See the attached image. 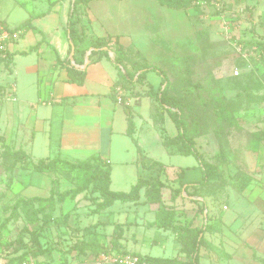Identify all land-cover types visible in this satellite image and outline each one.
Returning <instances> with one entry per match:
<instances>
[{"label": "rangeland", "instance_id": "obj_1", "mask_svg": "<svg viewBox=\"0 0 264 264\" xmlns=\"http://www.w3.org/2000/svg\"><path fill=\"white\" fill-rule=\"evenodd\" d=\"M126 3L130 10V5L137 6L133 18L138 40L125 46V53L134 62L164 70L167 92L180 99L197 150L215 168L211 180L190 195L181 192L173 197L178 184L167 179L158 201L147 200L142 189L137 202L116 201L108 209L110 213L102 215L91 212L92 204L83 194L71 200L56 199L52 216L60 219L71 211L80 229L75 231L74 224L66 228L44 226L42 215L49 206L40 209L42 202H19L16 181L24 184L27 178L20 176L17 163L0 143V224L8 219L0 230V263L28 260L34 264H60L64 258L67 264H92L96 251L89 249L76 255L69 248L80 239L94 240L88 229L103 222L104 227L99 225L97 230L107 233L113 229V235L117 228L123 230L116 248L136 249L140 254L125 250L141 259L150 254L164 256L172 264H189L186 244L191 242L192 234L176 232L171 226L190 229L203 225L205 241L199 248V264H264V0H207L204 4L183 0L177 8L157 0ZM10 16L14 21L15 15ZM2 77L8 79L10 75L4 72ZM146 77L151 82L160 80L154 71H148ZM142 92L146 91L132 87L133 97L125 109L131 113L142 151L169 166L170 175L183 167L201 170L192 155L167 154L149 117L151 98ZM0 129L4 131L2 121ZM173 130L169 126V131ZM15 148L31 151L25 145ZM34 151L30 159L36 162L41 152L39 148ZM21 166L30 169L28 164ZM63 169L58 167L52 173L64 174ZM41 187L32 194L48 197L49 191ZM66 187L64 181L61 190ZM155 218L170 228L153 225ZM31 231L38 234L39 246L47 250L36 259L32 252L37 246L31 243ZM110 236L106 234L103 244L110 245ZM6 243L12 245L5 249ZM20 244L29 252L23 255L21 249L14 258L5 259Z\"/></svg>", "mask_w": 264, "mask_h": 264}, {"label": "crops", "instance_id": "obj_2", "mask_svg": "<svg viewBox=\"0 0 264 264\" xmlns=\"http://www.w3.org/2000/svg\"><path fill=\"white\" fill-rule=\"evenodd\" d=\"M123 4L126 6H121ZM134 7L137 8L130 5V10L126 0H88L85 5H80L76 24L80 40L74 50L66 33L69 0H0V23L7 27L11 24L14 29L29 20L28 25L18 27L19 37L5 42V50L0 52V75L4 72L10 75L8 79H0V118L3 115L0 121L4 122V131L0 129V136L4 138V144L12 146L13 150L22 151V148L15 147L29 146L31 151H24L29 158L36 148L41 152L39 159L45 160L59 157L69 162H78L98 156L109 165V188L113 191H128L139 177H158L164 183L167 179L176 178L181 168L170 175L169 166L150 158L140 148L146 164L157 161L162 165L159 170H143L138 162L136 147L126 133L127 115L131 113L125 109L133 97L132 87L143 88L146 92L141 94L149 96L148 90H156L160 83V80L149 81L147 72L139 85L135 81L127 82L110 60L113 41L117 40L124 48L138 40L133 18ZM126 9H129V13ZM12 13L15 15L14 21H11ZM101 37L110 38L107 55L97 54L89 59L93 50L92 41ZM64 60L85 70L81 84L69 81L67 68L61 64ZM126 67L132 70L129 63H126ZM149 117L151 119L150 114ZM151 123L161 144V134L152 119ZM163 126L167 136L176 134L175 125L166 115ZM169 126L173 127L172 132ZM133 135L135 137V123ZM21 165L18 162L15 167H18L20 176L26 177L27 181L22 184L21 180H17L16 184L23 197H44L32 193L40 191V186L50 191L51 179L54 177L59 179L60 192L74 186L61 173L35 172ZM183 169V181H197L201 178L199 167ZM64 181L68 187L61 190ZM66 199L71 200L69 196ZM111 206L99 215L110 213L108 209ZM140 220L143 221V218ZM110 226L113 227V224ZM112 232L113 229L107 233L104 230L107 235ZM127 250L139 253L136 249Z\"/></svg>", "mask_w": 264, "mask_h": 264}, {"label": "trees", "instance_id": "obj_3", "mask_svg": "<svg viewBox=\"0 0 264 264\" xmlns=\"http://www.w3.org/2000/svg\"><path fill=\"white\" fill-rule=\"evenodd\" d=\"M70 8L66 21V33L70 40L71 48L75 50L77 47V42L80 40V33L76 28V24L78 22V7L80 5H85L88 0H69ZM160 4L171 6V7H179L183 0H157ZM29 24V20L25 21L18 27H22ZM18 27H15L14 30H17ZM109 37H101L96 38L92 41L91 45L93 50L89 54V59H91L94 55H107V51L110 49L108 42ZM115 40L113 42V55L110 57L112 63L118 68L119 75L122 79L127 82H141L145 76V73L148 71L156 72L160 77V83L156 90L150 88L148 90V95L151 97L150 103V116L153 120L154 126L156 130L161 134L162 140L161 144L163 147L172 154L179 155H192L194 156L201 168V178L197 181H183L184 179V169L181 168L177 174L174 181L178 184L177 189H174L172 192V196L176 197L178 193H185L186 195H190L194 193L197 189H202L207 186L209 181L211 180L212 174L214 172V166L202 159L200 152L197 150L195 146L194 137L189 133L187 129L186 121L183 117V106L180 99L176 98L168 94V76L158 66L155 65H145L134 62L129 59L128 55L125 53L124 48ZM8 57V55H5ZM5 57V58H6ZM126 63L131 65L132 70L127 69ZM61 64L65 65L67 68V72L69 75V81L76 84H81L85 77V70L78 69L74 67L69 60H64ZM168 116L169 119L173 122L176 127V134L173 136H167L165 134V129L163 126L164 117ZM127 135L131 138V141L134 143L136 147V151L138 153V162L143 170H150L162 167L161 163L157 161H153L150 164H146L145 155L141 151L137 141L134 137V123L129 115H127ZM0 143L5 146V150L11 155L13 160L18 163L21 162L23 165L28 164L30 169L35 172H56L58 167H65V169L61 170V173L66 178L72 181L73 188L69 190H65L63 192L59 191V179L58 177H54L51 179V189L49 191L48 197L34 196V197H23L20 196L19 202L23 204H31L32 202H42V206L40 209H44V207L49 206V211H45L42 215V224L48 226L50 224L55 225L57 228L60 227H72L71 224H74L73 228L75 231H79V223L77 219H74L75 215L70 213L69 211L63 213L60 219H56L52 216V207H54V201L62 200L66 197H70L73 199L78 194H83L84 197L88 198L92 204V213H101L103 210L111 206L114 202H137L139 199L140 191L143 189L144 195L147 200L151 202L158 201V195L160 193V189L164 186V182H162L158 177H150L144 178L139 177L137 181L131 186L128 191H113L109 188V165L104 163L98 156H91L87 160L78 161V162H69L67 160L60 159L59 157L52 158L50 160L38 159L36 162H33L28 155L22 150H13L8 149L6 144H4V138L0 136ZM23 160H27L24 161ZM76 218V217H75ZM74 219V220H73ZM155 222L153 225H157L159 227L170 228L165 224V222L161 221L158 218H155ZM8 219H6L2 224H0V230L5 226ZM73 221V222H72ZM103 222H99L91 226L88 231L92 232L95 237L94 240L85 241L83 239L75 241L74 245L69 248L70 253H74L76 255L85 253L87 250L96 251L95 254H99L100 252H113L116 250L122 253H128L125 249L118 250L116 248L117 239L122 236L121 229L117 228V231L113 232L110 236V245L103 244L106 241V234L100 230H97L96 227L102 225L104 227ZM172 230H179L180 233H190L192 234L191 242L186 244V252L188 254L189 264H199L198 252L201 245L204 244V238L202 236L203 233V225L200 227L194 228H185V227H177L171 226ZM64 234H67L66 230H63ZM31 237L30 240L33 246H37L36 250L33 251V259H36L40 254L46 252V248H41L39 246L38 234L33 231L30 232ZM113 237L115 239L113 240ZM181 237V236H180ZM21 241V240H20ZM23 244V243H22ZM20 244L19 247L14 248L8 257L5 259H11L15 257V253L19 250H22V254L26 255L29 250L26 246ZM11 243L4 244L5 249H7ZM131 253V252H129ZM7 256V255H6ZM29 259V258H26ZM148 262H152L153 264H172L171 261L166 258L161 257H144ZM6 264H9V260L6 261ZM60 264H67L66 259H62Z\"/></svg>", "mask_w": 264, "mask_h": 264}, {"label": "built area", "instance_id": "obj_4", "mask_svg": "<svg viewBox=\"0 0 264 264\" xmlns=\"http://www.w3.org/2000/svg\"><path fill=\"white\" fill-rule=\"evenodd\" d=\"M197 3L204 4L207 0H194ZM19 37V31L10 29L5 24L0 23V52L5 50V42L15 40ZM119 97V96H118ZM120 101V98H118ZM0 264H4L3 262ZM20 264H34L28 260L20 262ZM92 264H150L133 253H116V252H101L95 257Z\"/></svg>", "mask_w": 264, "mask_h": 264}, {"label": "water", "instance_id": "obj_5", "mask_svg": "<svg viewBox=\"0 0 264 264\" xmlns=\"http://www.w3.org/2000/svg\"><path fill=\"white\" fill-rule=\"evenodd\" d=\"M73 1V0H72ZM86 61H87V59H86Z\"/></svg>", "mask_w": 264, "mask_h": 264}]
</instances>
